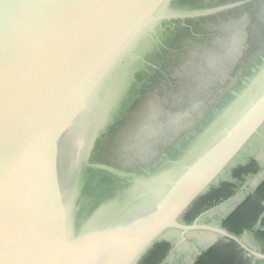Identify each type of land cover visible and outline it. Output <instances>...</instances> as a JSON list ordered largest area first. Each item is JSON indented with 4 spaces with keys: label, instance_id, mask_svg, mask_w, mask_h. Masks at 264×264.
Segmentation results:
<instances>
[{
    "label": "water",
    "instance_id": "1",
    "mask_svg": "<svg viewBox=\"0 0 264 264\" xmlns=\"http://www.w3.org/2000/svg\"><path fill=\"white\" fill-rule=\"evenodd\" d=\"M252 1L0 0V264H139L169 230L264 264L205 213L182 220L264 127V50L151 163L96 160L178 31Z\"/></svg>",
    "mask_w": 264,
    "mask_h": 264
},
{
    "label": "flooded vegetation",
    "instance_id": "2",
    "mask_svg": "<svg viewBox=\"0 0 264 264\" xmlns=\"http://www.w3.org/2000/svg\"><path fill=\"white\" fill-rule=\"evenodd\" d=\"M192 1L193 0H191V2ZM228 1H235V0H224V1L202 0V1H198V3L195 2L193 4L218 3V2H228ZM261 3H264V0H254L249 4H246L242 7L232 10L235 12V14L231 15L230 14L231 11H230L216 16L222 15L221 17H219V19L221 18L222 20H227V18L231 15V17L240 18L241 21L243 22L246 21L243 18V15H245L244 13L247 12L248 9L256 8V6L261 5ZM247 5H252V6L247 9H244L245 11L243 10L240 12V9L246 7ZM208 18H212V17H208ZM208 18H204V19H208ZM192 22L193 21L188 22L187 27L180 29L177 35L175 36L174 40L171 41L170 47L168 51L165 53L163 58L162 70L158 71L157 74L152 78L151 84L148 86V89L143 94H145L151 88L152 89L157 88L162 92H169L170 90L176 91L177 89L176 90L173 89L179 87L180 85L181 86L178 88V90L180 88L182 89L183 85L185 84L187 86L188 82L192 85V87L197 82L195 87L201 86L200 89L199 88L198 89L200 92L199 96L201 97L202 102L205 99L204 102L205 104L203 105L202 110L206 109V111L193 124L194 126L206 115V113L210 110V108L221 98V96H223L226 93V91L232 86V84L238 78V76L247 68L246 67L244 70L240 71L238 75L233 79L239 67L240 61L246 59V56L250 57V53H249V50H251L250 48L255 44L260 45L264 43V21H261L259 19H254L250 23L248 22L249 24L245 25V27L243 26L245 22L241 23L240 26H242L243 29H247V34H243L244 37H242L239 41H237L238 43L236 42L234 44H231V49H229L231 53L224 54L223 52H225V50H223L215 54H206L207 51L201 54L203 56L201 57L202 59L201 61L203 63L206 59L208 60V62H210V64L208 65L209 66L208 72L210 73H205V76L201 80V82L199 80L198 75H194V76L192 75V77L191 75H189V77L187 76L188 80H186V77L182 76L183 68H184L183 67L184 64L182 63L186 62L193 55V53L191 55L189 54L185 55L186 51L189 50V45L191 41L197 38V39H201V41L204 42L207 39H209L208 36L210 35V34H206L205 28L207 27L205 22H200L197 24V26L192 25ZM187 29H189V32L186 31ZM179 36L180 38L178 39ZM175 39L178 40L175 47H173L171 45L175 41ZM197 49L194 51H197ZM182 55H183V59L180 60ZM219 60L222 62H220ZM166 63H168L167 65L168 68L163 69ZM229 76H230V80L225 84H223L222 81L224 80V78H227ZM193 78L194 81H192ZM190 87H191L190 85L189 87H187L188 93L186 96L183 95L184 96L183 100L191 98V94H190L191 92H189ZM183 91H185V87H183ZM141 95L136 101L140 100ZM147 116L148 113H146L145 111L141 112L139 105L138 107L135 108L131 106L126 111L123 119L111 128L104 142L100 146H98V149L96 151V155H97L96 160L101 162L112 163L118 167L125 169H132L139 166L147 165L151 163L160 153L170 149L185 132H187L190 128L193 127L192 126L187 128L185 132L184 131L181 132V130H175V132L173 131V135L171 136V134L167 132L175 129V127H172L173 124L171 125L168 124V126L164 125L163 127L162 123H160V121L158 120H155L156 122H159L158 124H153L154 120ZM180 132L181 134H179ZM130 134L133 135L134 141H132L131 139L133 143L130 142L124 144L123 143L124 137ZM161 135L165 137L168 136L169 137L162 138L160 137ZM126 139L129 142L130 138L127 137ZM156 139H158V142H156ZM147 141H149L148 142L149 145L147 144ZM142 144H146L145 145L146 151L144 153L148 152V155L146 157H142L140 160L137 158L134 160L135 157H133V155H135V151H137L138 153V151L140 150V145ZM129 157L131 160L128 159ZM125 158H127L129 162H124L126 161ZM259 166L261 167L262 165L259 164ZM167 263L169 264V262Z\"/></svg>",
    "mask_w": 264,
    "mask_h": 264
},
{
    "label": "rangeland",
    "instance_id": "3",
    "mask_svg": "<svg viewBox=\"0 0 264 264\" xmlns=\"http://www.w3.org/2000/svg\"><path fill=\"white\" fill-rule=\"evenodd\" d=\"M244 14L245 15H243V18L244 20H246V22L249 21L250 18L251 20L249 22L254 19L264 21V3H261V5L259 6H256V8L248 9V11ZM216 20L218 21L217 25L205 28L206 34H210L208 36L209 39L202 42L201 46L197 49V51H194L193 55L186 62L182 63L184 64L182 76L186 77V80H188L187 76L189 77V75H191V77L192 75H198L199 80L201 82V80L205 76V73H210L208 72V65L210 64V62H208L207 59L204 61V63L201 61V57H203L201 54H203L205 51H207L206 54H215L225 50V52L223 53L229 54L231 53V51H229V49H231V44L236 43L242 37H244V32L240 29V24L245 21L242 22L240 18H235L231 16H229L227 20H222L221 18L219 20L218 18H216ZM229 80L230 76L224 78L222 82L223 84H225ZM192 81H194V78L192 79ZM196 84L193 87L189 82L187 83V86L186 84L183 85V87H185V91H183V87L182 89L180 88L178 90L181 85L173 89H177L176 91L170 90L169 92H162L157 88H151L146 92V96L142 99L139 108L141 109V112L145 111L146 113H148L147 117H150L154 120L153 124L159 123L155 120L160 121L163 127L164 125L168 126V124H173L172 127H175V129L167 132L170 133L171 136L173 135V131L175 132V130H181V132H185L186 129L192 127L193 124L206 111V109L202 110V107L205 104V99L202 102V99L199 96V89L201 86L195 87ZM189 85L191 86L189 88V92H191V98L183 100V97L186 96L188 93L187 87H189ZM185 104L188 106H186ZM181 132L179 134H181ZM127 137L130 138L129 142L126 139ZM160 137L168 138L169 136L165 137L161 135ZM131 139L132 141H134L133 135L130 134L128 136H125L123 139V143H133ZM148 142L149 141H147V144ZM156 142H158V139H156ZM145 145L146 144L140 145V150L138 151V153L137 151H135V155H133V157H135L134 160L136 158L140 160L142 157H146L148 155V152L144 153L146 151ZM125 159L126 161L124 162H129L128 159H130V157L128 159ZM250 160H255L262 165L259 173L247 177L246 181L243 182V185L240 187L234 197L218 205L217 207L207 211L200 218L201 224L222 226V219L225 218L240 202H242L246 198L248 193L255 189L254 187L258 184L259 180L264 175V127L261 129L260 134L255 136L249 142V144L237 156L233 163L226 169L224 174L219 177L218 181L215 183V186L223 180L233 181V169L240 165L246 164ZM242 237L244 242L249 247L254 250L264 252V249L260 244H258L252 233L245 232ZM161 239L169 241L173 245V248L167 258L170 264H193V262L191 261L203 251L202 249L208 248L209 246L217 243L218 241L225 240L216 233L203 230L190 231L185 234H183L179 230H169L162 236ZM244 256L245 259H251L252 262L257 261L255 257L249 256L248 254L247 256L244 254ZM167 259L166 262H168Z\"/></svg>",
    "mask_w": 264,
    "mask_h": 264
},
{
    "label": "trees",
    "instance_id": "4",
    "mask_svg": "<svg viewBox=\"0 0 264 264\" xmlns=\"http://www.w3.org/2000/svg\"><path fill=\"white\" fill-rule=\"evenodd\" d=\"M202 0H182L183 3L193 4ZM224 1V0H220ZM247 5L240 9V12L244 9L251 7ZM245 11V10H244ZM235 14L234 11L230 13ZM230 15V16H231ZM222 16V15H221ZM212 17L208 19H198L192 22V25H196L200 22H205L206 27H213L217 25L218 21ZM249 21H245V25L249 24ZM244 34H247V29H243ZM189 32V29L186 30ZM185 31V32H186ZM180 36L178 37V39ZM172 43L171 46L175 47L177 40ZM202 44L201 39L195 38L189 45V50L185 55H191L194 50L199 48ZM249 50L250 57L246 56V59L240 61L239 67L233 79L238 73L248 67L252 62L263 52L264 43L255 44ZM183 59V55L180 60ZM168 63L165 64L163 69L168 68ZM160 75V73H159ZM146 96L142 94L140 100L133 104V108L138 107L142 102V99ZM132 110V109H130ZM261 170L258 162L250 160L244 165H240L233 169L232 176L233 181L223 180L218 185L211 187L205 194L199 197L194 204L183 215L182 220L187 224H192L198 217L207 211L217 207L218 205L228 201L236 195L243 182L247 177L256 175ZM221 225L229 232L242 237L245 232H250L255 237L258 244L264 249V178L259 180L258 186L248 193L246 198L240 202L225 218L222 219ZM173 248L172 243L166 240L157 242L154 247L147 253V255L141 260L139 264H168L166 259L168 258ZM251 258V257H250ZM193 264H255L251 259H245L244 251L234 242L228 240H221L217 243L205 248L195 259Z\"/></svg>",
    "mask_w": 264,
    "mask_h": 264
},
{
    "label": "crops",
    "instance_id": "5",
    "mask_svg": "<svg viewBox=\"0 0 264 264\" xmlns=\"http://www.w3.org/2000/svg\"><path fill=\"white\" fill-rule=\"evenodd\" d=\"M243 238V237H242ZM244 254L247 256V254L244 252ZM169 262V261H168ZM192 262V261H191ZM170 264V263H169Z\"/></svg>",
    "mask_w": 264,
    "mask_h": 264
}]
</instances>
